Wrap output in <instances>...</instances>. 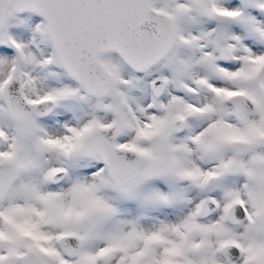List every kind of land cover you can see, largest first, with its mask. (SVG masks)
I'll return each instance as SVG.
<instances>
[{
	"label": "snow or ice",
	"instance_id": "snow-or-ice-1",
	"mask_svg": "<svg viewBox=\"0 0 264 264\" xmlns=\"http://www.w3.org/2000/svg\"><path fill=\"white\" fill-rule=\"evenodd\" d=\"M0 264H264V0H0Z\"/></svg>",
	"mask_w": 264,
	"mask_h": 264
}]
</instances>
